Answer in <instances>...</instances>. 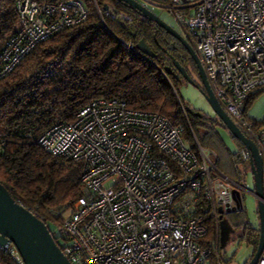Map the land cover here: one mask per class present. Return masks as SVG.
<instances>
[{
	"label": "built area",
	"instance_id": "built-area-1",
	"mask_svg": "<svg viewBox=\"0 0 264 264\" xmlns=\"http://www.w3.org/2000/svg\"><path fill=\"white\" fill-rule=\"evenodd\" d=\"M155 6L175 17L218 103L257 147L264 204V126L254 129L245 109L249 94L264 91V0H167ZM15 9L17 31L0 53V80L37 45L88 16L80 0H17ZM183 133L158 113L97 99L74 120L41 134L37 144L55 160L80 165L81 196L57 213L60 223L53 226L71 264H225L220 210L223 218L243 212L234 192L244 189L220 171L214 151L193 134L192 144L185 141ZM235 156L249 165L251 153L243 145ZM212 223L216 236L204 244ZM0 250L13 264H24L12 244ZM257 264H264V246Z\"/></svg>",
	"mask_w": 264,
	"mask_h": 264
},
{
	"label": "trees",
	"instance_id": "trees-1",
	"mask_svg": "<svg viewBox=\"0 0 264 264\" xmlns=\"http://www.w3.org/2000/svg\"><path fill=\"white\" fill-rule=\"evenodd\" d=\"M16 1L0 0V53L17 31ZM80 1L88 11L83 23L37 45L0 80V184L18 204L41 219L61 250L63 244L54 235L53 226L60 222L57 213L81 196L80 165H65L45 152L37 144L45 130L74 120L82 108L97 99L117 100L132 110L158 113L172 125L182 126L183 137L191 144L192 134L195 138L199 131L211 132L214 125L223 126L217 118L191 112L183 102L179 94L182 76L175 65L179 64L191 80L198 72L177 40L121 2L95 0L101 19L91 0ZM145 1L153 5L167 2ZM140 43L148 54L138 48ZM261 92L249 94L246 113ZM250 121L254 129L264 126V120ZM197 143L206 147L205 141ZM237 144L240 149L242 145ZM230 160L233 169L238 164L249 167L235 154ZM239 229L240 239L254 247L255 253L259 228L243 223ZM216 231L212 223L203 243L215 238ZM220 259L223 261L221 254ZM0 263L13 264L1 250Z\"/></svg>",
	"mask_w": 264,
	"mask_h": 264
},
{
	"label": "water",
	"instance_id": "water-1",
	"mask_svg": "<svg viewBox=\"0 0 264 264\" xmlns=\"http://www.w3.org/2000/svg\"><path fill=\"white\" fill-rule=\"evenodd\" d=\"M116 1L129 6L133 10H136L143 18L158 25L167 34L172 36L184 46L197 68L198 77L202 84V88H200L199 91L208 103L213 114L222 123L231 136L251 153L249 165L252 171L255 187L254 193L258 204L259 239L255 253L248 264H257L264 246V204L261 201L263 199V162L257 147L251 140L247 139L243 135L239 128L222 109L208 85L205 73L200 65L196 53L182 37V35H180L137 0ZM142 45L143 44L140 43L138 48L148 54V51ZM175 66L185 81L195 85L179 64L176 63ZM234 199L236 207L241 208L242 201L238 192H234ZM220 215V247L223 249L229 242L230 235L234 233V230L228 221L223 219L221 210ZM10 244L15 247L24 264H71L54 241L46 225L30 211L18 204L11 197L7 189L0 184V247L6 248Z\"/></svg>",
	"mask_w": 264,
	"mask_h": 264
},
{
	"label": "rangeland",
	"instance_id": "rangeland-1",
	"mask_svg": "<svg viewBox=\"0 0 264 264\" xmlns=\"http://www.w3.org/2000/svg\"><path fill=\"white\" fill-rule=\"evenodd\" d=\"M137 1L147 6L156 16L180 35L186 36L175 17L166 9L150 4L145 0ZM192 80L196 86L180 78L179 94L183 102L191 112H197L212 119H216V116L213 114L208 103L199 91V89L202 88L199 77L197 75H192ZM247 115L249 119L254 122H261L264 120V91L259 93L254 99ZM212 129L213 131L211 132L199 131L198 134L195 133L197 142H199V140L205 141L206 144L204 146L206 147L204 148L214 151L218 156V168L220 171L232 180L238 182L244 189L240 192L243 212L235 213L231 216H224V220H230L236 230L235 233L230 235V240L226 247L220 250L221 258L226 264H248L254 255V247L240 239L241 230L239 226L243 223H247L251 227L256 228L259 226L257 199L252 194L255 192L252 171L250 166L248 167L241 164L234 166L233 169L230 156H233L239 150L236 139H234L223 126L214 125ZM206 134L211 135L210 138H207ZM193 141H195L194 138Z\"/></svg>",
	"mask_w": 264,
	"mask_h": 264
},
{
	"label": "flooded vegetation",
	"instance_id": "flooded-vegetation-1",
	"mask_svg": "<svg viewBox=\"0 0 264 264\" xmlns=\"http://www.w3.org/2000/svg\"><path fill=\"white\" fill-rule=\"evenodd\" d=\"M187 42H188V40L186 39V37L185 36H182ZM180 43V42H179ZM181 44V43H180ZM188 44H189V42H188ZM182 45V44H181ZM190 45V44H189ZM183 46V45H182ZM191 46V45H190ZM184 47V46H183ZM186 50V49H185ZM186 52H187V50H186ZM187 54H188V52H187ZM189 55V54H188ZM231 215H233V213H230V214H227V216H231ZM224 219V218H223ZM228 223L232 226V228H233V230H234V233H235V230H236V228L235 227H233V225H232V223L230 222V220H228Z\"/></svg>",
	"mask_w": 264,
	"mask_h": 264
},
{
	"label": "crops",
	"instance_id": "crops-1",
	"mask_svg": "<svg viewBox=\"0 0 264 264\" xmlns=\"http://www.w3.org/2000/svg\"><path fill=\"white\" fill-rule=\"evenodd\" d=\"M1 264V263H0Z\"/></svg>",
	"mask_w": 264,
	"mask_h": 264
}]
</instances>
